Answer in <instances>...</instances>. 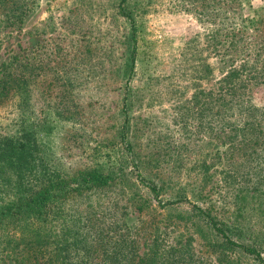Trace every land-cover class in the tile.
<instances>
[{
    "label": "rangeland",
    "instance_id": "374dc122",
    "mask_svg": "<svg viewBox=\"0 0 264 264\" xmlns=\"http://www.w3.org/2000/svg\"><path fill=\"white\" fill-rule=\"evenodd\" d=\"M17 2L23 18L0 33V65L15 56L35 66L33 110L41 119L40 112L50 106L53 120L51 132L39 135L48 143L43 155L71 175L92 165L111 170L114 164L125 173L121 184L68 202L70 220H80L81 234L86 233L81 222L92 219L91 206L98 226L110 229L108 236H135L146 245L155 239L194 264H257L241 251L222 247L219 237L189 216L195 204L212 208L218 222L232 225V240L256 248L264 258V184L254 193L264 180V166L254 157L220 164L206 156L208 135L197 134V33L203 30L195 13L184 11L178 0H127L125 11L137 14L138 30L130 75L132 41L121 0ZM263 4L252 0L254 7ZM58 97H64V106H58ZM10 116V109L0 110L1 127ZM127 119L133 149L145 162L139 168L122 142ZM203 161L215 167L198 198ZM225 170L238 174L237 180L228 179L227 189ZM152 185L162 204H174L160 206ZM242 188L248 195L238 200Z\"/></svg>",
    "mask_w": 264,
    "mask_h": 264
},
{
    "label": "trees",
    "instance_id": "16d2710c",
    "mask_svg": "<svg viewBox=\"0 0 264 264\" xmlns=\"http://www.w3.org/2000/svg\"><path fill=\"white\" fill-rule=\"evenodd\" d=\"M178 1L184 11L195 13L203 30L197 33V134L202 138L208 135L211 141L206 156L218 163L254 157L264 166V4L254 7L252 0ZM124 6L127 0H121L120 11L130 25L131 75L138 52L137 14L126 12ZM22 18L17 0H0V33L21 24ZM34 69L15 56L0 65V110L10 109L11 114L9 123L0 126V264H194L182 251L167 252L155 239L146 245L135 236H108L110 229L98 226V215L91 206L92 219L81 222L86 233L76 228L80 220L71 222L73 209L67 207L68 202L84 192L121 184L125 173L119 164L111 170L87 166L72 175L54 168L53 161L43 155L48 143L39 138L52 130L51 107L40 112L43 118L35 116L38 91ZM63 98L58 97L59 107L64 106ZM124 102L126 109V99ZM128 120L121 128L122 142L132 159H138L132 163L139 168L145 162L133 149ZM200 166L198 198L215 163L203 161ZM224 174L223 188L227 189L228 179L235 181L238 174L235 170ZM257 184L254 193L264 180ZM149 190L160 206L174 204H162L155 186ZM246 191L239 189L237 199H245ZM136 202L142 210V200ZM189 216L219 237L222 247L264 264L256 248L232 240V225L218 222L212 208L193 204Z\"/></svg>",
    "mask_w": 264,
    "mask_h": 264
}]
</instances>
